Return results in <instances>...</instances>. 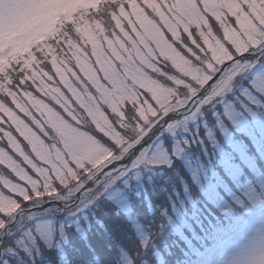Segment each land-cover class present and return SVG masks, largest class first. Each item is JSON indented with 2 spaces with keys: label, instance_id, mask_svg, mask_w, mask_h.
Returning <instances> with one entry per match:
<instances>
[{
  "label": "snow or ice",
  "instance_id": "snow-or-ice-1",
  "mask_svg": "<svg viewBox=\"0 0 264 264\" xmlns=\"http://www.w3.org/2000/svg\"><path fill=\"white\" fill-rule=\"evenodd\" d=\"M25 2L0 0V31L20 20ZM104 2L117 6L109 10L111 28L87 19ZM194 15V23L184 22ZM64 24L71 25V31ZM262 33L264 0H83L70 18L61 17L47 31L34 30L20 52L0 57V96L7 98L0 100V166L7 172L0 175V185L10 193L0 191V213L14 215L41 192L51 197L66 192L82 198L85 206L101 199L130 171L124 156L137 144L140 154L131 167L144 162L143 145L151 141L144 134L173 103L174 94L153 74L160 72L178 85L182 81L171 72L196 81L194 62L209 70L215 62L223 69L233 58L228 46L243 53L245 42ZM13 63L21 74L15 90L9 87L8 75ZM162 64L168 73L160 71ZM184 87L192 90L187 83ZM251 100L245 90L237 98L239 109L233 110L231 104L225 108L228 124L240 123L234 116L250 111ZM228 124L218 120L215 130L208 129L188 147L202 149L205 138L217 144ZM181 180L198 191L222 183L206 154ZM189 204L178 202L173 211L186 210ZM201 226L202 221L190 217L186 239L197 238ZM110 231L107 224L99 228L105 237L101 244L111 243ZM173 251L179 256L177 249ZM141 260L134 258V264ZM105 264H111L110 254ZM233 264H264V235Z\"/></svg>",
  "mask_w": 264,
  "mask_h": 264
},
{
  "label": "trees",
  "instance_id": "trees-1",
  "mask_svg": "<svg viewBox=\"0 0 264 264\" xmlns=\"http://www.w3.org/2000/svg\"><path fill=\"white\" fill-rule=\"evenodd\" d=\"M116 7L110 2L101 3L100 10L92 12L87 19L100 21L104 27L111 28L112 18L109 15V10L115 11ZM60 19L61 17L57 20ZM63 27L68 31L72 29V26L68 24H64ZM233 55L236 57V54ZM205 59L210 61V57H205ZM212 63L211 72L213 73L220 67L215 62ZM162 67L165 70L164 73L170 71L167 65L162 64ZM262 68H264V61H261L258 67L253 68L249 75L241 76L239 79L240 88L238 90L236 88L235 92L228 93L226 91L228 94L226 92L217 94L216 91H213L206 95L207 97L198 107L197 116H185L181 120L171 123L161 133L160 139L170 153V165L159 166L151 161L140 163L137 168L129 167L128 174L122 177L113 186V189L101 199L88 204L87 207L81 208V205L74 207L73 211L69 213L55 214V218L52 220L53 238L51 243H47L39 236L35 216H26L19 228H17L19 223L14 225L15 227L9 228V235L5 240L0 262L2 264H105V256L110 254L111 264H124L123 261L121 262L122 257L129 261L134 260V254L138 255L137 258L143 254L140 233L146 238L151 237L153 245L157 248L154 249L160 253V258L148 253L149 256L153 255L150 263L154 260L155 264H169V259L173 257L175 258L172 259V264L195 262L201 256L202 251L206 250L207 245L212 243L215 229L212 223L217 222L214 217L222 218V212L217 204L209 199L208 195L203 191H198L190 183L185 185L181 177H187L190 172L194 171L199 166L203 155L206 154L222 179L229 187L231 186V189L236 188L235 191H237V185H244V179L251 178L253 173L241 159L248 158L250 163L258 166L262 172H264V159L261 154L256 153L253 140L243 134L233 135V141L229 145L223 136L215 145L210 144L205 138L203 148L197 151H193L188 146L204 137L208 129L215 130L218 121L216 115L222 114L225 102L234 98L237 100V97L241 96L243 88L254 91L253 78ZM8 75L12 78V84L9 87L15 90L21 78L19 65L13 63L8 69ZM171 75L177 76L182 83L178 85L166 76L153 74L154 79H158L162 85L177 94L172 98L173 102L183 99L184 96L190 97L187 95L188 89L184 87L185 83L189 84L191 89L197 93L203 87L200 83L194 84L187 77L179 76L175 72H171ZM0 100L7 102V98L3 96H0ZM235 105L236 109H239L238 101ZM171 127H173V131L176 129V134H173ZM217 136H219L218 132ZM177 142L182 147V156L178 159L173 153ZM238 148L239 151H236ZM222 158L229 164L236 165L233 167L234 170L239 167L237 171L240 169L241 172H244L246 178L241 175L235 178L231 177L228 173L234 171L227 169L228 165L221 160ZM191 166L194 167L193 170ZM173 168H178L179 171L174 172ZM1 170L5 173L4 169L1 168ZM219 190L221 191L220 188ZM60 195L66 196V192H61ZM46 196L43 193L45 199ZM189 197L197 204L195 207L197 216L194 219L198 223L202 221L201 228L197 229L199 235L193 239L192 246L186 244L176 235V227L171 221L172 218H175L174 206ZM24 207L28 206L24 205L22 208ZM100 209H103V213L100 212ZM109 212L111 215L107 220L103 219L102 215ZM2 217L9 224L11 219ZM105 224L111 229L108 233L111 243H107L106 246L100 243L105 237L99 232V228ZM186 232L188 234V231ZM173 249L179 251V256H176Z\"/></svg>",
  "mask_w": 264,
  "mask_h": 264
},
{
  "label": "rangeland",
  "instance_id": "rangeland-1",
  "mask_svg": "<svg viewBox=\"0 0 264 264\" xmlns=\"http://www.w3.org/2000/svg\"><path fill=\"white\" fill-rule=\"evenodd\" d=\"M82 2L83 0H26L25 4L21 7L22 16L20 20L17 23L9 26L7 30L0 31V57L20 52L23 45L28 42L25 40L26 36H28L34 30H50L60 17L70 18L71 11L75 6L81 4ZM195 21L196 15H194L190 20H185L184 22L194 23ZM257 32L260 33L259 28L257 29ZM228 47L229 52L232 55L236 54V57L233 55V58L231 59V65L220 73L217 81L212 86L213 91H216L217 94L226 91L228 93L237 91L240 88V77L243 75H249L253 68L258 67L261 61H264V33L256 36L255 40L253 41L245 42L243 53H236L235 49H232L230 46ZM251 48L253 49L250 50ZM252 52H254L255 55L238 59L240 56ZM193 66L198 68V80L193 82L194 84L200 83V85H203V87L215 77L216 73L220 69L218 68V70L212 73L211 70L204 67L203 63L196 64L194 62ZM160 71L163 73L165 71L162 65L160 67ZM156 74L161 76L160 72H157ZM175 77L178 78L177 76ZM252 85L254 87V91H251L247 88L242 89V93L247 90L251 94L252 100L247 102L250 111H242L240 116H234L235 119L240 120L239 124H228V121L224 116V110L229 104L232 105L233 110H236V98L225 102L223 104L222 114L216 116L217 120H223L226 124H228V131L224 136L226 142H228V145L233 141V135H247L253 140L254 147L257 150L256 153L258 155L261 154L264 159V68L259 70V72L254 76ZM164 87L170 93H173L177 96L173 90L167 88L166 86ZM200 91L197 93L194 89L191 91L188 90L187 95L190 97L188 98L187 96H184L183 99H178L177 101L173 102L167 109V114L180 109L190 108L188 109L187 113L179 120L188 115L194 117L197 116L200 103H202L204 98L207 97L205 95L200 101L195 103V98L200 93ZM191 104H194V106L189 107ZM165 116L166 115H163L157 121V123ZM171 123L167 124L166 127L161 130L160 135L144 149L145 160L143 163L153 161L155 165L158 164L159 166L170 165L171 158L169 150L162 143L160 136L161 133L171 125ZM155 125H153L152 128ZM172 128L173 127H171V131L173 134H176V129L173 131ZM150 130L144 134V138ZM134 149L135 147L124 156V159H128L133 153ZM173 150L174 156H182V147L178 142L175 144ZM236 151H239V148ZM138 157L139 155L135 157L128 166L131 167ZM221 160L224 161L226 165H228L227 169L234 171L232 173L231 171H226L229 172L228 174L231 177L235 178L241 175V177L246 178V174H244V172H241L240 169L237 171L239 167L234 170L233 167L236 165L233 166L229 164L224 158ZM241 160L244 162L243 164H246L249 166V168H251L253 173L251 178L244 179V185H237V191H235L236 188L231 189V186L229 187L226 181L223 179L222 183L215 188H209L207 185H205L203 188V193L208 195L209 199H212L221 210L222 218L214 217V219L217 220L215 224L212 223V226L215 227L213 231L214 239L210 245H207L206 250L202 251L201 256L192 264H233L234 259L243 250H245L252 241L261 235H264V172H262L258 166L251 164L248 158H242ZM139 165L140 164L134 168H137ZM1 168H3V166H0V175H7L6 170L4 173L2 172ZM191 169L193 170L194 167L191 166ZM9 176H11L10 173ZM12 178L14 179V177ZM252 179L254 180L251 181ZM0 191H2L5 195H10V193H8L2 185H0ZM181 201H190V204L186 210L181 209L179 212L173 211L175 218H172L171 221L176 227V235H178V237L186 244H191L192 246L193 239H186L188 236L186 231H188L187 223L189 222V218L191 217L194 219L197 216V211L195 209L197 204L191 197H189L187 200L185 199ZM56 202H66L67 205L66 207H60L58 205L51 204ZM24 205L28 207H21L20 210L14 215L5 216L11 219L9 224L3 219L2 216L4 215L0 213V223L3 224V227H0V230H2L0 232V236L5 227L8 226V228H10L14 225H18L19 223L17 227L19 228L20 224L24 222L23 218L26 216H35V219L37 220L36 228L39 236H41L47 243H51L53 238L52 220L55 218V214L69 213L73 211L74 207L80 205L81 208L88 206H85V204L82 202V198L76 200L68 193H66V196L59 195L58 197H51V195H47L45 199V197H43V192H41V194L39 193L37 197L33 198V200L26 201ZM18 215L19 217L16 219V216ZM184 229L186 233L184 232ZM8 235L9 229L5 240L7 239ZM140 239V245H142L143 252V254L140 255V257H142L141 264H152L150 263L151 257L155 255L160 258V253L158 250L154 249L156 247L153 245V239H151V237L146 238L140 233ZM4 243L2 249L0 250V256L3 255ZM148 253H152L153 255L149 256ZM134 255V258H137L138 255ZM122 261L124 264H134V260L126 261L124 257H122L121 262ZM160 261L162 262L161 259ZM121 262L119 261V263Z\"/></svg>",
  "mask_w": 264,
  "mask_h": 264
},
{
  "label": "water",
  "instance_id": "water-1",
  "mask_svg": "<svg viewBox=\"0 0 264 264\" xmlns=\"http://www.w3.org/2000/svg\"><path fill=\"white\" fill-rule=\"evenodd\" d=\"M253 55H255V53L254 52H252V53H249V54H246V55H242V56H240L238 59H241V58H243V57H250V56H253ZM231 65V63H229L225 68H223V69H219L218 70V72L216 73V75H215V77L213 78V79H211V81H209L202 89H201V91H200V93L197 95V97L195 98V103L196 102H198V101H200L208 92H210L211 91V89H212V86L214 85V83L217 81V78L219 77V75H220V73L223 71V70H225L227 67H229ZM193 102V103H194ZM194 103V104H195ZM194 104H191V105H189V107H192V106H194ZM188 109H190V108H184V109H180V110H178V111H175V112H172V113H170V114H167L164 118H162L150 131H149V133L146 135V137H145V139L146 138H148L149 136H151V141H150V143H152L153 141H154V139H156L159 135H160V132H161V130H163L165 127H166V125L167 124H169V123H171V122H175L176 120H179L181 117H183L186 113H187V111H188ZM158 127V131H156L155 129ZM153 131H155V134L153 135ZM141 143H142V141H141ZM149 143V144H150ZM149 144H147V145H143V149H145ZM140 149H141V144H138L136 147H135V149L133 150V152L134 153H136V155H130V157L128 158V159H126V160H128V165H130L131 164V162L133 161V159L135 158V157H137L139 154H140ZM76 200H78V199H76ZM51 204H53V205H58V206H60V207H66V205H67V203L66 202H56V203H51ZM21 214V213H20ZM19 214V215H20ZM19 215L18 216H16V219L19 217ZM8 226L7 227H5V229L3 230V232L1 233V236H0V250L2 249V246H3V243H4V241H5V238H6V236H7V232H8Z\"/></svg>",
  "mask_w": 264,
  "mask_h": 264
}]
</instances>
